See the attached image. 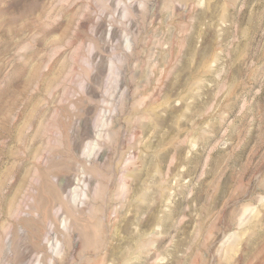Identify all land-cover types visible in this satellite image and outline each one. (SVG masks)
Here are the masks:
<instances>
[{
  "label": "rangeland",
  "instance_id": "1",
  "mask_svg": "<svg viewBox=\"0 0 264 264\" xmlns=\"http://www.w3.org/2000/svg\"><path fill=\"white\" fill-rule=\"evenodd\" d=\"M0 264H264V0H0Z\"/></svg>",
  "mask_w": 264,
  "mask_h": 264
}]
</instances>
